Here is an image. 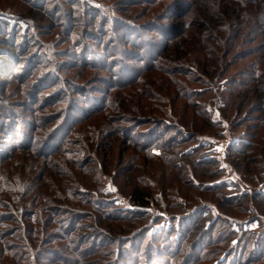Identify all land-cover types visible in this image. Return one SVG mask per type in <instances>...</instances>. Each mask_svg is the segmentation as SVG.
<instances>
[{"label": "rangeland", "instance_id": "374dc122", "mask_svg": "<svg viewBox=\"0 0 264 264\" xmlns=\"http://www.w3.org/2000/svg\"><path fill=\"white\" fill-rule=\"evenodd\" d=\"M108 263L264 264V0H0V264Z\"/></svg>", "mask_w": 264, "mask_h": 264}, {"label": "trees", "instance_id": "16d2710c", "mask_svg": "<svg viewBox=\"0 0 264 264\" xmlns=\"http://www.w3.org/2000/svg\"><path fill=\"white\" fill-rule=\"evenodd\" d=\"M93 4V3H92ZM94 5V4H93ZM95 6V5H94ZM96 9H98L97 6H95ZM84 12V11H83ZM86 12V11H85ZM97 12V11H96ZM89 48V49H88ZM91 47H86L84 48V55H85V58L86 57H90V58H87V60H92L94 59V57H99V54H96L95 52L92 53L91 52ZM5 64V63H4ZM49 78L51 80H53L55 77H54V73L53 72H50V75H49ZM59 91V90H58ZM58 93V92H56ZM7 111H10V110H7ZM10 115V114H8ZM70 116V114L68 115V117ZM70 119V118H69ZM12 123L11 121H9V131L10 133H14V131L16 129L12 128ZM61 131V132H60ZM62 131L63 129H60L59 132L60 134L62 135ZM55 132V133H54ZM56 132L58 131H53L50 135H48L46 137L45 140H41L39 143L36 142V141H33L32 139V136H30L27 132H20V133H17L15 134V137L17 136V138H20L22 139L21 143H25L26 147H30L31 149L35 147V149L39 150L40 152L39 153H43L45 154V156H47V154H50L51 152H54L55 151V147H58L60 144H61V140L57 139L59 137L58 134H56ZM9 133V134H10ZM151 134V133H150ZM14 135V134H13ZM144 138H147V137H144ZM143 138V139H144ZM32 141V142H31ZM147 141L146 139L144 140V142ZM24 145V144H23ZM38 145V146H37ZM19 146H22V145H19ZM37 146V147H36ZM150 145H146V147H149ZM145 147V146H144ZM139 195V196H138ZM137 202V205L139 207V209H145V205L149 204V202L147 200L144 199V195L143 194H135V197H134V203ZM203 209L202 208H199L195 214H200V216L202 217V219L205 217V214H203ZM194 214V215H195ZM193 215V216H194ZM192 217L189 215V216H184L181 220V224H179V226H181L180 228L176 229V235L177 237L179 238L181 236V229H183V226L184 225L185 227L188 226V222H190ZM179 220V221H180ZM178 221V222H179ZM202 221L201 224H203V220H200ZM187 222V223H186ZM175 227V226H171L170 228L166 229L165 232H169L171 231V229ZM158 232H161V230L157 229V230H152L151 231V235H154V234H157ZM118 263V262H117ZM108 264H112V263H108Z\"/></svg>", "mask_w": 264, "mask_h": 264}]
</instances>
